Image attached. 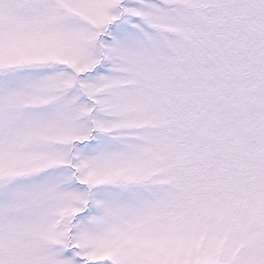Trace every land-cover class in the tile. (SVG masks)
Returning <instances> with one entry per match:
<instances>
[{
  "label": "snow or ice",
  "instance_id": "obj_1",
  "mask_svg": "<svg viewBox=\"0 0 264 264\" xmlns=\"http://www.w3.org/2000/svg\"><path fill=\"white\" fill-rule=\"evenodd\" d=\"M0 264H264V0H0Z\"/></svg>",
  "mask_w": 264,
  "mask_h": 264
}]
</instances>
